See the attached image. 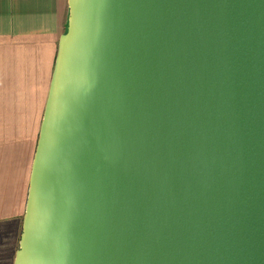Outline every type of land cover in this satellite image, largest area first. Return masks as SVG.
I'll list each match as a JSON object with an SVG mask.
<instances>
[{
	"label": "water",
	"instance_id": "1",
	"mask_svg": "<svg viewBox=\"0 0 264 264\" xmlns=\"http://www.w3.org/2000/svg\"><path fill=\"white\" fill-rule=\"evenodd\" d=\"M13 264H264V0H67Z\"/></svg>",
	"mask_w": 264,
	"mask_h": 264
},
{
	"label": "crops",
	"instance_id": "2",
	"mask_svg": "<svg viewBox=\"0 0 264 264\" xmlns=\"http://www.w3.org/2000/svg\"><path fill=\"white\" fill-rule=\"evenodd\" d=\"M67 0H0V264H13Z\"/></svg>",
	"mask_w": 264,
	"mask_h": 264
}]
</instances>
